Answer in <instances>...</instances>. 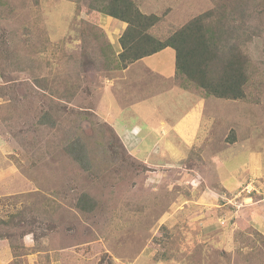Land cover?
I'll list each match as a JSON object with an SVG mask.
<instances>
[{
  "label": "rangeland",
  "instance_id": "rangeland-1",
  "mask_svg": "<svg viewBox=\"0 0 264 264\" xmlns=\"http://www.w3.org/2000/svg\"><path fill=\"white\" fill-rule=\"evenodd\" d=\"M133 1L142 13L160 17L150 30L160 40L217 5L225 11L234 3ZM89 3L0 0V156L14 174L6 181L7 189L0 186V220L17 215L12 238L0 237V264H263L264 235L259 229L264 221L256 213H263L264 202L255 200L264 198L259 181L264 167L257 169L260 178L247 176L244 167L248 153L264 163V12L256 21L263 32L242 45L251 60L247 99L234 106L224 100L211 103L202 129L208 132L207 125L218 123L209 137L216 146H203L205 153L196 148L200 141L191 142V148L178 154V163L166 161L171 167L158 173L132 156L115 138L114 124L102 115L100 93L117 78L112 73L122 71L114 64L124 29L118 32V20L90 13ZM83 21L90 26L87 35L81 31ZM108 36L118 39L111 45L114 53L102 49ZM162 60L170 63L165 56ZM108 77L113 82H106ZM43 83L48 92L38 89ZM162 85L153 83L155 88ZM61 95L72 100L60 104ZM119 100L127 104L122 95ZM189 103L186 98L177 105L180 109L171 108L179 113ZM204 104V99L197 100L192 111L198 106L203 110ZM134 113L123 109L116 124L124 118L129 128ZM45 116L54 127L42 124ZM169 121L166 128L171 131ZM187 122L181 132L197 135ZM233 135L236 142L230 141ZM76 139L90 152L91 172L65 150ZM214 156L222 162L215 158L210 163ZM152 159L149 164L161 162ZM220 164L224 171L232 170L234 183L224 178ZM82 194L93 199L94 209L77 208Z\"/></svg>",
  "mask_w": 264,
  "mask_h": 264
},
{
  "label": "trees",
  "instance_id": "trees-1",
  "mask_svg": "<svg viewBox=\"0 0 264 264\" xmlns=\"http://www.w3.org/2000/svg\"><path fill=\"white\" fill-rule=\"evenodd\" d=\"M253 2L254 0H234L232 7L225 11H221L223 6L219 4L191 19L164 40L155 37L150 31L160 23V17L142 13L133 0H90L88 11L92 14L97 11L127 25L119 39L122 51L118 56L115 54L118 64H114V67L123 70L131 64L172 49L175 53V83L178 86L205 100L238 103L247 99V88L251 79V60L244 53L242 45L263 32L256 21L263 15L264 0H255L254 4ZM64 7L68 8V5ZM87 27L90 26L83 21V35L88 34ZM108 42V49H102L114 53L112 44ZM100 56L104 57L103 54ZM69 88L67 90L72 91ZM38 89L47 92L49 90L45 83ZM72 97L61 95L57 100L62 104V99L70 101ZM41 122L49 124L50 128L55 124L49 122L48 116L43 117ZM231 137L230 141L236 142V136ZM115 138L124 145L116 133ZM65 150L85 171H92L90 152L81 140L76 139L67 144ZM95 206L96 203L87 194H82L77 203V208L82 211H90ZM16 224L17 215L11 216L9 221L0 220V237L12 238L11 227ZM36 235L34 234V239ZM21 247L26 248L24 245ZM249 248L252 250L254 247ZM242 256L249 260L244 252Z\"/></svg>",
  "mask_w": 264,
  "mask_h": 264
},
{
  "label": "crops",
  "instance_id": "crops-1",
  "mask_svg": "<svg viewBox=\"0 0 264 264\" xmlns=\"http://www.w3.org/2000/svg\"><path fill=\"white\" fill-rule=\"evenodd\" d=\"M119 26L121 27L116 28L118 29V32H121V29L125 30L127 25L120 21ZM107 38L112 45L116 44L118 40L111 39L109 38V36ZM115 50L117 55H119L122 51L121 48H115ZM163 56L168 58L170 60V63L163 64V60L160 61V58ZM175 75V53L172 49H166L163 52L158 53L152 57H148L144 60L131 64L127 68L123 69L120 72H117L116 74H114L113 72L112 76H115L117 78H115V81L113 82V79L108 77L106 82L113 83L112 85H110V87L108 86L100 93L101 100L99 102L102 103V115L107 117L106 120L109 121L108 123H111L112 125L114 124L117 130H115L116 134L119 136L122 143L129 150L132 156L134 155L136 160L143 162L142 164L146 165L149 169L158 168V173H160L161 168L171 167L170 164L167 163L168 161H170L171 163H175L179 156L178 154H180L181 152H186L187 147L191 148L192 145L199 144V141L200 145L196 148H198V150L204 149L203 152L205 153L207 151V148H204L203 146H216L214 141L209 137L215 135V131L219 126L218 123L214 121L207 125V127H205L204 129H207L208 132L203 131L202 124L205 118L203 116L204 113H206L208 106L211 103L218 102L219 100L204 99L205 104L203 105V107L206 108L202 107L203 110H200V106H198L197 111L194 113L192 109L195 106V102L197 100L200 102L202 99H200L198 95H195L194 93L187 91L183 87L178 86L175 83ZM155 80L162 82L163 85L161 87L155 88L153 86ZM124 81H127L128 84H131V87L127 83H122ZM120 87H122V89ZM118 89L121 90L122 93H119ZM120 95H122L127 101V104L124 106H122V103L119 100ZM186 98H189L190 100L189 108L187 110L179 112H182V114H179L176 111L172 110V105L173 107H175V109H180L179 107H177V105H179ZM228 103L232 104L233 106L238 104L237 102L232 101H225L224 104ZM125 108L131 109V111L135 112V121L133 124L132 122H130L129 128L125 127L128 122H126L124 118H122V120L124 121L123 123L116 124V120L120 117V115L122 114V110ZM169 118L172 122L171 126H173V129L171 131L170 129L166 128L168 127ZM186 119H188L190 122H187L185 126L189 128V130L191 129V131H196L195 134L197 135H187L186 133L181 132L183 122ZM198 128L201 129L200 132H198ZM209 129H213V131L211 130V132H209ZM176 136H178V138L174 139ZM196 136H198L197 141L195 139ZM191 142H194V144H192ZM158 146L159 148L157 149ZM179 146L181 147V149L177 148ZM164 151L168 153V156L163 154ZM210 153H212V151H209L207 154ZM248 155L249 161L247 164H245L246 166L244 167V171L246 172L247 176L250 175V178H252L251 174L254 177L260 178L261 174L257 171V169H259V167L263 168L264 163H259L258 159H256L258 157L257 154L248 153ZM152 156L158 157V160H161V162L158 164H149L150 161L153 162V159L151 160ZM205 156L207 155L205 154L203 157ZM169 157L171 160L168 159ZM215 158L220 161L222 160L219 157L214 156L210 163H215ZM2 159L3 157L0 156V164H2L0 165V186L4 189H7L8 185L6 184L9 182L6 181L12 178L14 174L12 170L5 169L9 166H4L7 162L2 161ZM220 165L221 166L219 170L225 172L224 178L230 179L231 177V183H234L232 170L229 171V169L225 168L224 171L222 168V164ZM205 169L207 170V168ZM214 169L217 171L218 176H220L217 168L214 167ZM217 174L215 175V178H217ZM259 181L262 185H264V174L263 178H261ZM221 201L222 204H225V202H223V199H221ZM255 201L259 204L261 203V201L264 202V198L262 197L260 200ZM256 217H263L262 219L264 221V210L262 214L256 213ZM259 230L264 235V222L263 226H261V229ZM56 263L60 264L58 261Z\"/></svg>",
  "mask_w": 264,
  "mask_h": 264
}]
</instances>
